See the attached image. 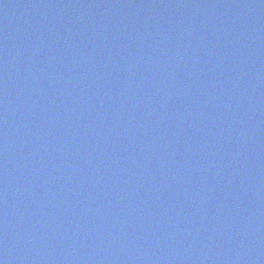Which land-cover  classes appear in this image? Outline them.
I'll use <instances>...</instances> for the list:
<instances>
[{
	"label": "water",
	"instance_id": "water-1",
	"mask_svg": "<svg viewBox=\"0 0 264 264\" xmlns=\"http://www.w3.org/2000/svg\"><path fill=\"white\" fill-rule=\"evenodd\" d=\"M0 264H264V0H0Z\"/></svg>",
	"mask_w": 264,
	"mask_h": 264
}]
</instances>
